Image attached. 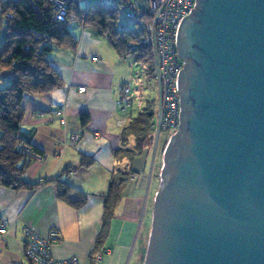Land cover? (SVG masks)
Wrapping results in <instances>:
<instances>
[{
	"label": "water",
	"instance_id": "obj_1",
	"mask_svg": "<svg viewBox=\"0 0 264 264\" xmlns=\"http://www.w3.org/2000/svg\"><path fill=\"white\" fill-rule=\"evenodd\" d=\"M143 264H264V0H196Z\"/></svg>",
	"mask_w": 264,
	"mask_h": 264
},
{
	"label": "crops",
	"instance_id": "obj_2",
	"mask_svg": "<svg viewBox=\"0 0 264 264\" xmlns=\"http://www.w3.org/2000/svg\"><path fill=\"white\" fill-rule=\"evenodd\" d=\"M75 30L76 33L70 31L78 40L77 49H54L51 56L64 86L49 94H26L23 97L24 141L40 153L49 155L47 159L35 160L27 169L25 178L31 183H43L62 175L63 181L88 194V200L83 207L75 208L59 197V189L54 183L20 192L0 188V221L5 219L13 223L0 237V264L30 263L21 229L23 224L34 227L44 236L57 230L61 240L53 246L54 257L57 260L76 258L80 264H92L94 255L103 256L96 264L107 260L122 264L131 246L130 237L135 234L144 212L147 218L145 246L149 239L163 157L156 181L153 177L150 179L148 148L131 163L127 159L115 158V153L122 147L123 130L144 109L136 117L128 112L125 118L117 105L123 97L120 87L129 86L133 66L138 62L130 57L122 58L108 40L99 37L94 30L80 23ZM3 38L0 26V44ZM12 78V73L0 70V89L7 87ZM81 87H85V92H79ZM156 89L158 93L157 83ZM73 137L78 138L76 143H73ZM133 145L134 140L130 138L129 148ZM84 159L92 162L90 167H81ZM67 169L76 170L69 173ZM127 169L131 175L123 200L99 246L97 241L103 229V197L112 176Z\"/></svg>",
	"mask_w": 264,
	"mask_h": 264
},
{
	"label": "trees",
	"instance_id": "obj_3",
	"mask_svg": "<svg viewBox=\"0 0 264 264\" xmlns=\"http://www.w3.org/2000/svg\"><path fill=\"white\" fill-rule=\"evenodd\" d=\"M100 1L96 5L89 2L88 6H80V0H77L69 8L65 19L59 20L50 0H0V26L4 32L0 44V70L13 75L10 84L0 89V188L20 192L54 183L59 189V197L67 204L75 208L86 204L88 194L63 181L62 175L43 183H31L25 178L27 169L36 159L19 149L23 144L31 146L24 141L22 124L25 110L22 101L26 94H49L64 86L51 56L54 49H77L78 40L69 29L72 22H79L94 30L99 37L107 39L122 58L131 57L142 63L153 77L151 51L145 30H120L119 8L108 10ZM116 1L121 7H129L127 0ZM141 17L145 23L148 22L147 14L143 13ZM153 117L155 113L144 109L123 130L122 147L115 153L117 160L127 159L131 163L152 143ZM130 138L134 140L132 148L128 146ZM91 164L84 159L81 167H90ZM75 170L67 169V172ZM130 175L131 171L127 169L116 172L111 178L103 197V229L97 241L99 246L108 234L112 217L123 200ZM96 256H92V264H96Z\"/></svg>",
	"mask_w": 264,
	"mask_h": 264
},
{
	"label": "built area",
	"instance_id": "obj_4",
	"mask_svg": "<svg viewBox=\"0 0 264 264\" xmlns=\"http://www.w3.org/2000/svg\"><path fill=\"white\" fill-rule=\"evenodd\" d=\"M77 0H50L56 11V18L64 20L71 5ZM88 6L89 0H86ZM129 8L137 11L135 23L145 30L146 42L151 51L153 78L158 86V99L155 112V120L151 126L152 141L156 150L163 132H174L180 125V94L178 92V76L185 63L180 59L177 51V35L179 26L185 16L195 8L196 0H127ZM147 14V23L141 15ZM96 61V58L94 59ZM85 92V87L78 89ZM123 97L117 103L124 117L128 116L127 104L131 94L130 86H121ZM77 137H73L76 143ZM170 138H168L167 142ZM167 144V143H166ZM19 149L31 155L36 160H44L48 154L34 152L31 146L23 144ZM13 226L8 220L0 221V237ZM22 233L26 240L27 258L33 264H80L78 259L57 260L53 254V246L61 240L57 230H51L44 236L38 233L34 227L23 224ZM109 253L110 251H106ZM1 253V252H0ZM102 255L96 257L101 262Z\"/></svg>",
	"mask_w": 264,
	"mask_h": 264
},
{
	"label": "rangeland",
	"instance_id": "obj_5",
	"mask_svg": "<svg viewBox=\"0 0 264 264\" xmlns=\"http://www.w3.org/2000/svg\"><path fill=\"white\" fill-rule=\"evenodd\" d=\"M91 5H96L99 3V0H89ZM103 6L108 10H113L119 8L118 14V28L120 30H139L140 28L135 23V17L139 15L137 11L130 9L129 7H121L118 5L116 0H101ZM80 6H86V0H80ZM79 26V23L72 22L69 25V29L72 33H76V28ZM131 58V57H130ZM132 60H134L132 58ZM147 68L140 62L133 66V72L130 78V83L128 84L131 88V95L128 97L127 110L131 116L136 117L142 108L149 109L150 112L155 113L157 107V89L156 83L152 76L146 73ZM143 109V110H144ZM155 117H153V121ZM175 133L174 132H163L160 135V142L158 149L156 151L155 143H151L146 148L149 151L148 159L150 160L149 165V174L150 179L153 177V180L156 181L157 174L159 172V166L161 157H163V147L166 144L168 138H171ZM149 203L147 205V213L152 205V195L149 197ZM146 199H144V205ZM146 211V207H144ZM145 212L143 213L138 226L134 231L133 236H129L131 239V246L128 250V255L122 260V264H143L146 256L147 245L145 246L146 240V231L145 226L147 224V218L144 217ZM144 221V222H143ZM145 225V226H144ZM145 247V248H144ZM101 264H120L116 260L105 261Z\"/></svg>",
	"mask_w": 264,
	"mask_h": 264
}]
</instances>
